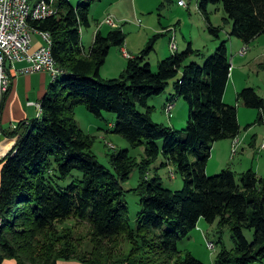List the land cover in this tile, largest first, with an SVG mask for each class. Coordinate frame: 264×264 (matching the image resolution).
<instances>
[{
	"label": "trees",
	"instance_id": "trees-1",
	"mask_svg": "<svg viewBox=\"0 0 264 264\" xmlns=\"http://www.w3.org/2000/svg\"><path fill=\"white\" fill-rule=\"evenodd\" d=\"M102 1L83 0L75 7L70 0H55L56 16L30 22L33 29L52 35L53 57L63 74L41 101L39 121L22 122L7 134L17 138V144L0 161V264L6 260L18 264H58L62 260L203 264L179 249L201 219L211 224L220 220V226L231 228L234 253L224 250L219 263H231L233 254L236 264L264 259V177L248 171L238 182L231 170L214 177L206 174L213 144L237 139L241 130L237 107L224 101L232 71L227 42L203 66L188 63L197 54L190 44L186 51L159 61L154 72L145 56L165 36L158 34L140 57L129 58L119 78L104 79L101 69L112 49L123 47L126 36L120 29L107 35L98 31L86 50L81 32L90 27L91 11ZM211 5L223 6L224 21L232 22L231 37L246 46L264 36V0H200L199 8L208 20ZM209 29L215 38L220 37V27ZM180 72L183 76L175 82V98L186 100L190 117L186 129L177 132L154 122L149 101L163 95ZM238 101L258 109V122L264 123V100L253 88L242 90ZM137 105L145 112L138 111ZM80 106L101 119L103 113L115 114V133L132 148L146 147L148 160L162 153L178 167L183 190L165 188L160 178L146 180L144 165L150 163L139 162L129 150L114 153L110 161L114 171L107 169L92 150L95 138L76 122ZM160 140H164L162 149L157 146ZM137 169L143 172L140 184L128 191L141 199L134 227L122 184ZM74 172L83 178L62 189L61 183ZM71 221L76 226L87 224L88 234L77 238L73 227H64ZM245 230L254 231L253 243L248 242ZM86 239L90 248L83 250Z\"/></svg>",
	"mask_w": 264,
	"mask_h": 264
},
{
	"label": "rangeland",
	"instance_id": "rangeland-1",
	"mask_svg": "<svg viewBox=\"0 0 264 264\" xmlns=\"http://www.w3.org/2000/svg\"><path fill=\"white\" fill-rule=\"evenodd\" d=\"M80 1L83 0H70L75 7ZM179 1L103 0L92 9L91 25L89 28H83L81 32L82 42L88 51L93 45L98 25L104 35L114 29L123 31L126 36L125 44L121 48L112 49L106 64L101 69L102 78L109 80L119 78L125 72L129 58L140 57L141 53L147 49L150 41L156 35L162 34V30L166 28H170L172 33L176 35L178 49L173 51L171 38L169 39L168 36L158 38L153 43V49L145 56V63H149L154 72L158 70L159 61L170 58L176 52L186 51L190 44L197 51V54L188 63L193 61L203 66L205 60L214 55L223 42H227L232 63V74L224 101L227 105L237 107L241 130L237 139L221 140L213 144L206 174L208 177H214L225 170H231L235 173L238 182L240 176L248 171H254L259 178L264 177V123L258 122L260 111L248 108L242 101H238L239 93L247 88H253L264 100V36L252 43L249 51L250 56L246 57L247 54L243 55L241 50L244 43L231 37L232 22L228 24L224 21L227 15L222 5L209 6L208 16L210 20H208L199 8L200 0H185L188 4L186 7L181 6ZM108 20L113 22H108V24ZM211 25L222 29L218 39L211 35L209 31ZM38 38L40 39L38 35L33 33L35 46L39 42ZM231 39L234 42H240L241 45H232ZM124 49L127 52L126 56V52H123ZM164 51H166V57L163 58ZM182 76L183 73L180 72L177 78L169 82V86L163 95L149 101V106L154 108L152 114L154 122L164 127H170L177 132L186 129L190 117V108L186 100L180 97L175 98V82ZM49 78L51 84H54L56 80L52 79L51 76ZM61 79L62 75L58 77V80ZM170 104L173 107L175 105L173 112L169 111L168 106ZM164 106H166L165 109ZM137 110L145 112V109L140 105H137ZM75 118L80 129L95 138L92 150L99 162L107 169L114 171L110 162L114 153L129 150L130 155L139 162L142 163L147 160V164L150 163L144 165L146 180L160 178L165 188L172 191L183 190L184 179L178 167L170 164L162 153L156 160H148L146 147L132 148L129 142L115 133L113 128L117 120L115 114L103 113V119H101L88 111L85 106H80L76 109ZM236 140H238L237 144H235ZM157 146L162 149L164 140L158 141ZM189 159L190 163L195 162L193 155H190ZM142 174V170L137 169L129 180L122 184L123 190L127 192L126 201L131 218L130 224L134 227L136 226L137 214L141 210V199L134 193H128V191L138 188ZM82 178L83 175L80 172H74L73 176L68 181L61 183L60 186L62 189H66L75 180ZM68 226L74 228L77 238L86 236L89 231L88 225L84 223L76 226L71 221L64 225V227ZM244 235L249 243H253V230H245ZM210 243H213L214 249L208 247ZM88 248L90 246L86 239L81 249ZM179 249L183 253L193 254L203 264H236L233 261L234 254L231 263L218 262L219 256L224 250L234 253L235 249L231 228L220 226V220L211 224L205 219H201L198 228L180 242ZM252 264H264V259L256 260Z\"/></svg>",
	"mask_w": 264,
	"mask_h": 264
},
{
	"label": "built area",
	"instance_id": "built-area-1",
	"mask_svg": "<svg viewBox=\"0 0 264 264\" xmlns=\"http://www.w3.org/2000/svg\"><path fill=\"white\" fill-rule=\"evenodd\" d=\"M28 2L29 0H0V105L12 85L11 74L16 64L25 63L26 66L20 70V73L27 75L47 73L52 77L53 74L61 71L47 58L48 36H38L40 43L35 46L33 34L22 27V13L27 11ZM179 4L182 6L187 3L179 1ZM51 17L50 8L42 7L41 4L36 20H46ZM108 22L113 21L108 20ZM242 54H247V47L242 50ZM173 108L171 106V111ZM17 128V125H13L11 131ZM16 144L15 137L0 140V161L14 150Z\"/></svg>",
	"mask_w": 264,
	"mask_h": 264
},
{
	"label": "crops",
	"instance_id": "crops-1",
	"mask_svg": "<svg viewBox=\"0 0 264 264\" xmlns=\"http://www.w3.org/2000/svg\"><path fill=\"white\" fill-rule=\"evenodd\" d=\"M107 16L109 15L107 14ZM98 31L102 32V30H100L99 25L95 32V35ZM162 32H163L162 34L168 36L169 39L171 38V41L172 38H175L176 40V35L172 33V30L170 28H166L162 30ZM38 41L37 42L39 44L40 43L39 38ZM231 43L232 45L234 44L241 45L240 42H234V40L232 39H231ZM242 45H243L242 47L243 49L247 47L245 44ZM251 45L252 43L248 45L249 47H247L248 53L246 57L250 56L249 51L250 48L252 47ZM242 48L241 50H243ZM123 52L125 53L126 50L124 49ZM126 54L127 52L125 53V56ZM162 56L163 58L166 57V51L163 52ZM25 66H26L25 63L16 64L15 70H13L11 74L12 76L11 91L5 102L4 110L0 115V134H2L0 140L3 141L8 138L7 134H9V132L11 131V127L13 125H19L22 122H24L25 124L27 123L30 124V122H34L38 120L41 114V109L39 110L36 104L40 105L41 101L50 94V88H51V79L49 78L50 76L47 73H35L30 75L20 73V70H22ZM165 108L166 106H164V109ZM0 183H1V174H0ZM4 264H18V263L15 260H6ZM58 264H84V263L76 260L75 261L62 260L59 261Z\"/></svg>",
	"mask_w": 264,
	"mask_h": 264
},
{
	"label": "bare ground",
	"instance_id": "bare-ground-1",
	"mask_svg": "<svg viewBox=\"0 0 264 264\" xmlns=\"http://www.w3.org/2000/svg\"><path fill=\"white\" fill-rule=\"evenodd\" d=\"M180 1H185V0H180ZM55 3L56 2L54 0H29L27 11L22 13V27L27 28V31H29V33H31V34L35 33L38 36H48L47 58H49L50 62H52L53 65L56 68H58V66L54 60L53 53H52V47H53L52 35L49 32H43V31L35 30L30 25V22L43 21V20H36V18L39 16V7L41 6V4H42V7H49L50 8V11L52 12V17L56 16L59 10H57ZM182 6L186 7L187 4H183ZM171 45H172L173 51H176L177 50V42H176L175 38H172ZM247 50H248V48H247ZM62 74H63L62 71H58L55 74H53L52 79L57 80L58 77ZM171 106H173V105L170 104V106H168L169 111H171ZM37 107L39 109H41L40 105H37ZM237 143H238V140L235 141V144H237ZM208 247H210L211 249H214L215 246H213V243H212V245H209Z\"/></svg>",
	"mask_w": 264,
	"mask_h": 264
}]
</instances>
